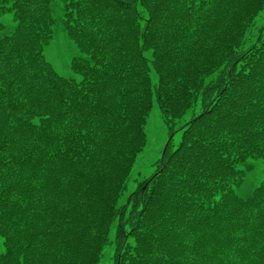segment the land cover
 Wrapping results in <instances>:
<instances>
[{
    "label": "snow or ice",
    "instance_id": "6c2138e0",
    "mask_svg": "<svg viewBox=\"0 0 264 264\" xmlns=\"http://www.w3.org/2000/svg\"><path fill=\"white\" fill-rule=\"evenodd\" d=\"M39 7L30 38L15 0H0V264H83L85 248L89 264H264V0ZM219 8L241 18L252 43L237 51L229 73L218 66L197 81L203 87L189 86L191 100L173 96L161 85L176 68L169 57L179 37L196 39ZM254 50L260 54L246 60ZM133 68L140 79L126 93L121 84ZM140 89L141 111H129L128 96ZM114 140L123 145L119 158ZM25 141L44 149L43 160L20 156L14 170L12 153ZM92 184L112 193L107 211L87 207L95 199L87 192L81 198ZM69 188L81 200L72 212L57 197ZM36 189L49 201L41 226L15 211L40 202ZM209 212L213 223L223 219L219 228L188 223ZM204 230L216 235L205 239Z\"/></svg>",
    "mask_w": 264,
    "mask_h": 264
},
{
    "label": "trees",
    "instance_id": "16d2710c",
    "mask_svg": "<svg viewBox=\"0 0 264 264\" xmlns=\"http://www.w3.org/2000/svg\"><path fill=\"white\" fill-rule=\"evenodd\" d=\"M17 4V8L14 9V13H16V19H20L24 26H25V34L28 35L30 38H35V33L29 31L30 29H35L39 26V20L41 16V9L39 7V0H15ZM35 5V7H34ZM221 13H225L226 15H221ZM215 14L216 19H211V15ZM207 24L201 28L197 27V37L194 40L185 38L183 36L179 37L177 42L183 41L181 46L178 50L171 53L169 59L172 60L173 63H176V68L169 67V75L167 77H163L164 84L161 85L162 88L168 87V91L172 92L173 96H177L179 92H183L185 96L191 100V95L186 91V89L191 86L194 90L198 87H203V84H198L197 81H200L201 78H206V74H209L210 71L215 72L219 71L218 66H223V71L227 74L231 71L229 65L235 62L236 53L241 48L246 47L247 45L252 43L251 36L252 34L249 33L248 36L244 35L245 32V23L241 22V18L238 15L232 14L229 9L219 8L214 11V13L210 10V14L206 17ZM125 20H117L116 23H125ZM40 36H43V31L39 33ZM117 36L119 33L117 32ZM175 38V37H174ZM113 41L117 42L116 37H113ZM259 55V50H254L253 52L249 53V56L245 57V59H249L252 55ZM131 56L132 54L129 53ZM178 62V63H177ZM125 63H129L128 60H125ZM131 63L135 64L137 61L134 59ZM117 67H122V65H117ZM125 72H128V69H124ZM128 83L127 85L121 84V87L125 88V92L128 93L129 90L134 86L137 85L139 82V77L135 72V68L132 69L131 74L125 77ZM177 81H184L183 86L180 83H176ZM7 78L5 79V83H7ZM171 86V87H169ZM172 87L177 89L176 92L172 91ZM138 90L135 94H129L128 99L130 102L134 101L133 103L129 104V111H131L132 107L135 108L136 112L141 111L142 107V98L140 100H136L135 96L139 95ZM17 103L20 102L21 97L24 96V92H17L14 93ZM197 97L199 94L197 93ZM207 98V97H205ZM120 111H125V105L122 102L118 105ZM113 116H115V108H113ZM175 121V118H173ZM117 119V123H118ZM109 124H111V119H109ZM175 123L173 122L172 128L174 129ZM112 134L115 135L116 125L111 124ZM121 135L123 133L121 132ZM174 139V138H173ZM27 143V147L24 144L19 146L18 151H13L12 159L9 162L10 167L12 169H16L17 164L20 163L19 157L23 156L26 157L28 160L33 158L37 160H43L44 149L41 147L39 152L36 149L39 147L36 141H31ZM43 143L42 141L40 142ZM69 143H75V136H73L72 141ZM113 144L116 146L117 149V158L120 157L119 149L123 147V145L119 144L116 140L113 141ZM173 145H168L169 150ZM15 147V146H14ZM166 158V157H165ZM83 158L81 157V160ZM159 163V162H158ZM162 166V165H161ZM84 173L81 174L83 177ZM91 182V175L89 174L88 180L82 179V184H90ZM113 187L116 185L113 183ZM42 189L34 190V195L39 197V201H31L30 206L25 209L22 213L20 210L17 211L19 218L24 220L25 223L30 224L32 219L36 220V226H41V213L47 216L46 208L49 205V201L44 199V197L40 196V191ZM87 195L95 197L93 202L87 207L92 208L94 211L97 209L107 211L105 207V201H110L112 198V193L109 191L106 195L101 191L99 187L92 184L89 190H82L80 193L81 198ZM59 203L64 206L68 212H72L73 205L76 206L77 210L80 208L81 200H77L75 193L69 188L66 194H57ZM71 197V199H69ZM135 199H139V196L135 197ZM34 209H39L36 211ZM132 219H137V213H128ZM61 215L63 212L61 211ZM212 213L209 212L208 216L199 217L194 216L191 221L188 223L192 226L207 224L210 225L212 228H219L223 224L222 218H217V222H212ZM66 220L67 217H64ZM97 219H99V215H97ZM95 222V221H93ZM103 225H101V228ZM59 231H63V228H60ZM216 235V232H209L208 230H204V237L205 239H210ZM87 252V248L84 249L82 252L80 259L83 264H89L88 255L84 254ZM191 255V253H189ZM127 259V257H125ZM218 257H213V260H217ZM129 264L131 262L129 261ZM183 264V262H182Z\"/></svg>",
    "mask_w": 264,
    "mask_h": 264
},
{
    "label": "rangeland",
    "instance_id": "374dc122",
    "mask_svg": "<svg viewBox=\"0 0 264 264\" xmlns=\"http://www.w3.org/2000/svg\"><path fill=\"white\" fill-rule=\"evenodd\" d=\"M162 131V130H161ZM152 166H155V165H152Z\"/></svg>",
    "mask_w": 264,
    "mask_h": 264
}]
</instances>
